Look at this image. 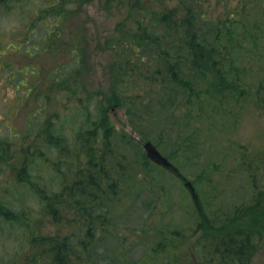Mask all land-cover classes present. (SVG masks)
Returning <instances> with one entry per match:
<instances>
[{
    "label": "rangeland",
    "instance_id": "obj_1",
    "mask_svg": "<svg viewBox=\"0 0 264 264\" xmlns=\"http://www.w3.org/2000/svg\"><path fill=\"white\" fill-rule=\"evenodd\" d=\"M188 1L198 12V2ZM51 2L10 0L8 10L0 16V208L16 216L13 221L0 212V264H24L28 255L40 249L30 247L28 238L55 233L46 205L57 198L68 183L65 180L76 179L73 175L85 162V158L79 159L84 154L74 149L77 135L85 134L101 111L113 123L120 151L131 159L147 157L145 145L152 142L193 182L200 208L179 178L151 162V171L140 176L146 180L113 211L109 232L92 252L94 264H209L199 248L217 243L218 226L240 215L242 224L249 227L246 215L251 208H256V220L264 214V49L237 62L242 68L237 67L238 83L243 79L250 86L244 108L230 100L213 111L216 101L206 97L203 109L214 112L216 120L213 126H206L210 128L207 134L199 136L193 123L196 115L182 114L181 95L171 85L155 99L163 106L158 119L144 130L156 139H146L131 128L113 94L119 66L110 39L128 32L126 39L131 40L139 30L159 34L165 27L156 22L167 9L177 8L179 17L186 14L178 10L183 0H69L70 17L60 16L67 12L60 10L62 4L54 13L47 9ZM225 2L230 6L227 10L222 1L205 0L206 17L220 25L234 22L232 9L239 2ZM61 26L64 39L57 34ZM212 35L207 37L209 42ZM71 49L75 51L72 55ZM63 58L66 78L57 90L43 96L38 85L49 81L44 75ZM222 58L221 64L228 70L232 61ZM149 59L145 57V61ZM242 60L248 61L250 78ZM139 67L145 69L146 64ZM35 69L41 71L37 81L31 74H38ZM225 74L231 76L234 71ZM31 87L35 89L27 96ZM75 87H85L89 93H74L71 89ZM239 92L242 98L243 91ZM230 119L238 120L232 126ZM176 123L184 136H178ZM44 127L51 131L45 132ZM50 132L61 138V145L52 144L57 139H50ZM157 139H170V143L161 147ZM242 148L251 151L245 165L241 163ZM257 224L261 228V222L257 220ZM245 263L264 264V233Z\"/></svg>",
    "mask_w": 264,
    "mask_h": 264
},
{
    "label": "trees",
    "instance_id": "obj_2",
    "mask_svg": "<svg viewBox=\"0 0 264 264\" xmlns=\"http://www.w3.org/2000/svg\"><path fill=\"white\" fill-rule=\"evenodd\" d=\"M9 1L0 0V16L8 10ZM17 1L22 0H14V3ZM196 1L198 12L189 6L188 0H183V7H178V10L185 11L186 14L179 17L178 11L175 14L177 8L167 9L169 11L166 14L159 13L161 16L156 23L165 27L159 34L155 31L153 34L148 33L147 30L142 34L139 30L131 40L126 39L129 38L128 32L119 37L115 34L110 39L114 43L111 47L115 49V64L119 66L115 76L118 84H112L113 94L119 100V106L124 109L131 128L143 138L156 139L155 134H147L144 130L158 119L159 110L163 106L162 102L155 99L166 93L171 85L181 95L182 114L196 115L193 123L199 136L201 133L207 134L210 128L206 126H213L216 120L214 112H205L203 109L206 97L216 101L217 107L213 111H217L219 106H226L230 100L244 108L250 99L249 83L243 79H239V83L237 81L238 73L242 71L237 62L243 56H250L256 50L264 49V0H238L231 15H236V19L230 25L226 22L220 25L207 18V10L202 7L205 0ZM219 1L223 2L224 10L230 8L225 0ZM60 4V10H67L69 0H52L46 8L51 11L54 9V13ZM60 16L70 17L69 10L60 13ZM64 33L61 26L57 32L58 37L63 38ZM210 34H213L211 42L207 38L211 37ZM74 52L71 49V55ZM147 56L150 57L149 61H145ZM222 56L232 61L228 70L221 64ZM59 63V66L44 75L49 81L44 80L38 85L43 96L48 97L57 90L61 80L66 78L62 69L66 65L65 58ZM240 63L246 65L244 73L250 78L248 61L242 60ZM145 64V69H140L139 66ZM35 71L37 75L34 72L31 74L37 81L41 79V71ZM228 71H234V75H226L225 72ZM11 86L14 87L12 83ZM34 89L31 87L27 96H31ZM59 89L64 90L62 87ZM71 90L74 93L88 92L85 87L82 90L79 87ZM239 91H243L242 98ZM259 102L260 99H257L258 105ZM261 105H264V99L261 100ZM204 116L208 117L204 119ZM237 120L230 119L231 125H235ZM225 125L228 124L224 122ZM180 126L175 124L179 137L184 136ZM46 127L45 132L51 131ZM114 130L111 119L101 111L97 115V121H90L85 134L81 132L77 135L74 149L79 150L78 154H84L79 155V159L81 161V158H85V162H81L82 168L73 175L76 179L73 182L65 180L68 183L56 194L57 198L48 200L46 211L56 228L55 233L50 232L46 236L38 233L28 238L30 247L37 246L40 249H35L28 255L24 264H94L92 252L109 232L113 211L128 200V197L124 198L134 187L146 180L141 179V174L146 172L147 176L154 166L147 157L131 159L120 151ZM48 137L57 139L52 141L53 145L62 144L61 138H56L52 132ZM157 142L164 147L170 143V139L167 142L157 139ZM250 156L251 151L242 148L241 163L245 165L249 162L247 159ZM260 167L263 168L262 165ZM254 210L256 208H251L246 215L250 220L249 227L242 224L240 215L227 218L222 227H215L218 233L217 243L202 244L199 248L209 264H246L245 260L252 256L264 233V214L257 218L261 222L260 228L253 214ZM3 211L1 206L3 217H16L13 212Z\"/></svg>",
    "mask_w": 264,
    "mask_h": 264
},
{
    "label": "water",
    "instance_id": "obj_3",
    "mask_svg": "<svg viewBox=\"0 0 264 264\" xmlns=\"http://www.w3.org/2000/svg\"><path fill=\"white\" fill-rule=\"evenodd\" d=\"M145 150L147 152L148 157L154 161L156 164L163 166L165 169L169 170L170 172H173L178 177L184 180L186 188L190 191L193 200L197 203V206L200 207L199 204V197L196 192L195 187L193 186L192 182L188 181L187 178H185L178 170V168L170 162L166 157H164L161 152L157 149V147L152 143L148 142L145 145Z\"/></svg>",
    "mask_w": 264,
    "mask_h": 264
}]
</instances>
